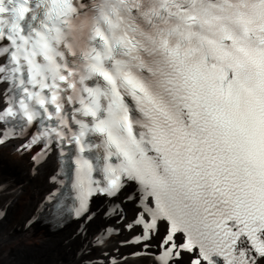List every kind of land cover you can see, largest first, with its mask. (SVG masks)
Here are the masks:
<instances>
[{
  "label": "snow or ice",
  "instance_id": "snow-or-ice-1",
  "mask_svg": "<svg viewBox=\"0 0 264 264\" xmlns=\"http://www.w3.org/2000/svg\"><path fill=\"white\" fill-rule=\"evenodd\" d=\"M8 151L74 264H264V0H0Z\"/></svg>",
  "mask_w": 264,
  "mask_h": 264
},
{
  "label": "bare ground",
  "instance_id": "bare-ground-1",
  "mask_svg": "<svg viewBox=\"0 0 264 264\" xmlns=\"http://www.w3.org/2000/svg\"><path fill=\"white\" fill-rule=\"evenodd\" d=\"M0 178L12 185L7 191H0V205L11 201L8 217L0 226V264H74L76 244L66 245L64 241L75 229V223L61 232L49 231L41 223L24 228L46 187L43 177H32L27 160L8 151L0 154ZM103 207L102 198L93 199L92 208L98 214L89 225L90 235L105 223L99 215Z\"/></svg>",
  "mask_w": 264,
  "mask_h": 264
}]
</instances>
